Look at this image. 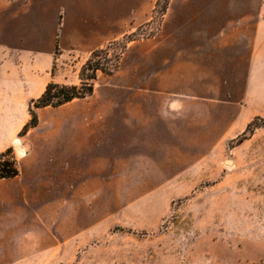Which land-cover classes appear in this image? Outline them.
<instances>
[{"label":"rangeland","instance_id":"1","mask_svg":"<svg viewBox=\"0 0 264 264\" xmlns=\"http://www.w3.org/2000/svg\"><path fill=\"white\" fill-rule=\"evenodd\" d=\"M65 1L57 20L83 21L98 41L57 50V82L80 85L111 42L95 61L114 71L98 72L92 96L47 109L36 167L11 148L21 173L0 183V264H264L261 73L249 82L238 44L230 60L191 63L195 46L226 25L239 32L260 2L170 0L163 13L169 0ZM24 3L52 21L51 0ZM54 128L81 130L79 163L49 167Z\"/></svg>","mask_w":264,"mask_h":264},{"label":"crops","instance_id":"2","mask_svg":"<svg viewBox=\"0 0 264 264\" xmlns=\"http://www.w3.org/2000/svg\"><path fill=\"white\" fill-rule=\"evenodd\" d=\"M258 1L260 3L256 13L241 16L239 32L227 29L226 25L213 32L212 36L209 33L206 46L201 44L197 49L195 46L191 52V63L200 66L199 64L212 65L216 58L230 60L233 52L237 51L235 47L238 44V58L250 68L249 82L257 83V75L261 73L259 77L264 84V0ZM51 2L55 6V13L58 6L66 9L65 0ZM55 13L51 22H42V15L45 16L46 12L34 11L24 0L0 3V153L10 148L14 151L20 149L31 159L28 161L30 168L37 166L36 144L41 139L36 132H40L42 125L48 120L50 112L47 109L50 107L35 109L38 125L28 129L23 136L19 135V131L29 122L25 114L29 104L44 94L50 82H57V50H64L63 46L72 42L69 49L76 48L75 50L84 52L98 41V37L90 33L83 21H77L75 27H69L64 19L58 21ZM181 51L183 52L180 49L177 55H182ZM177 66L175 63L174 68L177 69ZM196 77L203 78L200 75ZM262 89L264 90V85ZM72 102L52 108H65ZM248 103L252 105L251 98ZM255 113L264 115L260 110ZM48 133L50 139L45 136L43 142L48 149L43 150V155L50 168H59V161L64 169L81 160V130L61 132L59 128H54ZM20 173L19 169V175ZM15 178L0 180V183H8Z\"/></svg>","mask_w":264,"mask_h":264},{"label":"trees","instance_id":"3","mask_svg":"<svg viewBox=\"0 0 264 264\" xmlns=\"http://www.w3.org/2000/svg\"><path fill=\"white\" fill-rule=\"evenodd\" d=\"M170 0L164 8L163 13L168 11ZM152 35V34H151ZM150 35V37H151ZM115 45V42H111L106 49L99 48L91 53L89 60L81 70V83L80 85H66L58 82H50L45 89V92L38 99H35L31 103L30 112L33 116L32 121L24 129V133L28 129L36 127L38 125V118L35 113L37 108L46 107H60L64 106L76 99H86L93 95L95 90V80L97 79L98 72L110 75L113 71H107L103 67L100 61H95V57H98L101 53L108 54V51ZM57 49H59L57 47ZM116 59L119 60V54H116ZM19 165L17 159L13 156V150L10 148L3 153H0V180L12 179L19 175Z\"/></svg>","mask_w":264,"mask_h":264}]
</instances>
